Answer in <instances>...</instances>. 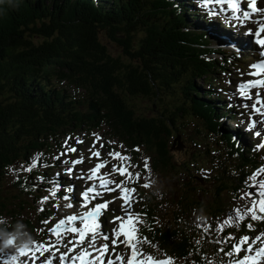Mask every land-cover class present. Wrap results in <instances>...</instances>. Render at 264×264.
<instances>
[{
  "label": "trees",
  "instance_id": "obj_1",
  "mask_svg": "<svg viewBox=\"0 0 264 264\" xmlns=\"http://www.w3.org/2000/svg\"><path fill=\"white\" fill-rule=\"evenodd\" d=\"M183 3L180 0L177 7V0H0V215L11 212L9 198L18 199L24 192H5L8 168L44 147L48 137L100 122L114 128V135L127 146L143 147L157 172L199 178L189 172L202 163L201 153L190 152L179 160L172 151L177 134L183 133L181 119L194 120L199 133L205 130L212 141L220 136L233 162L216 176L214 190L198 184L175 201L170 226L156 223L159 196H144L152 237L172 256L190 252L187 217L198 205L197 193L209 196L207 212L221 213L225 194L246 182L259 153L236 143L238 129L221 124L231 108L214 89L196 84L213 78L220 62L217 56L208 57L221 42L210 40L197 23H189ZM102 36L120 49V56L110 53ZM68 82L84 88L87 95H72L62 85ZM142 97L152 100L151 114L137 112L130 104ZM208 142L203 140L206 154ZM13 185L18 189L19 181Z\"/></svg>",
  "mask_w": 264,
  "mask_h": 264
},
{
  "label": "snow or ice",
  "instance_id": "obj_2",
  "mask_svg": "<svg viewBox=\"0 0 264 264\" xmlns=\"http://www.w3.org/2000/svg\"><path fill=\"white\" fill-rule=\"evenodd\" d=\"M210 0H204L205 4H208ZM216 4H226V10L231 11V16L239 21L241 24L246 21L251 20L252 15L256 13L261 14V19L257 21V26L255 29H249V33L255 36V43L264 48V8L258 7V0H214ZM246 3V9L242 8L241 5ZM264 56V52L261 53ZM252 71L249 72L250 76L257 77V79L248 80L241 83L238 88L240 95L248 100L253 99V94L250 93V89H264V59L260 60L258 63L250 65ZM255 99L251 105L252 115L264 116V99L260 91L255 92ZM248 107V105H245ZM256 121L250 120L249 128H255ZM257 136L261 133L257 132ZM97 140L99 137L96 138ZM68 141H65L67 145ZM78 144L83 143V141L78 140ZM101 148L103 145L100 146ZM260 148H264V145H258ZM75 147L66 148V153L76 152ZM92 157L99 158L101 152L99 150H90ZM108 155L113 159L119 160L120 165L113 164L112 173H118L119 176L125 177L126 180L131 181L133 179L139 180L140 173L133 174L129 171V165L123 163L128 161L129 157L122 155L118 151L109 152ZM82 159L72 160V165H77L82 163ZM107 161L98 162L94 167L89 169V174L79 177L80 179H87L89 181H98L91 186L85 188L81 193L82 207L87 210L82 214L68 215L64 218L59 219L55 224L47 229L49 233L56 237L55 243L49 242L47 245L44 243L33 242L32 246L26 250H20L21 256H29L30 258L24 264H54L57 254L58 264H124V257L120 253H116L114 259L108 255L111 252L116 251V247L119 244H124L125 247L131 250L130 256L127 258V264H173L172 258L165 257L163 259H157L150 255L145 256L138 247L141 243H150L147 238H142L138 235L139 228L137 227L139 221L138 214H134L131 209L135 202L134 193L135 188H129L125 186V180H121L119 183L111 179L106 178L110 174L98 175L100 169L104 168ZM33 163L30 167L24 169L25 171L31 172L35 167ZM144 167L147 169L148 163L144 162ZM68 173L71 174L73 169L68 168ZM261 177L260 179H257ZM248 187L255 189V191H245L240 194L241 200H247L248 205L243 209L234 208L233 215H229L219 226V230L223 231L224 226L231 225L235 221L236 223L244 221L247 217H250L252 221L264 220V166L255 170L250 176ZM109 185H114V187H109ZM144 188H148L150 185L148 183H143ZM116 192L119 191V199L122 201L121 208L124 212V216L113 217V223H118V227L113 228L112 235L103 234L101 236V217L103 211L107 210L111 201L104 200L103 202L95 203L91 208L88 205L91 201L97 199L101 195V191ZM73 189L68 188L71 192ZM51 196L56 195V189L53 188ZM49 199V196L42 197L40 203L44 204ZM65 200H69L70 197L65 195ZM67 207L71 208L73 205L68 203ZM40 211H44L41 207ZM134 216L136 217L134 219ZM79 222V226H76V222ZM45 224L49 221L45 220ZM248 229H252L253 225L251 223L247 224ZM71 233L70 239L64 243V238ZM123 236L124 239L121 240L120 237ZM102 238L106 243L101 244L97 247V239ZM110 241V244L108 243ZM232 241V236L229 234L225 237V240L220 241L222 243H227ZM9 245L14 243L13 239H9ZM59 245H62L65 251H61ZM86 245V246H85ZM254 245H258L254 248ZM249 253L254 252V255H244L242 259H237L232 262V264H258L261 259H264V232L259 233L254 238L247 235L241 236L236 240V242L231 244L230 251L226 252V255H235L241 252L245 248ZM78 250V251H77ZM224 251V249H221ZM46 253L50 255L46 259ZM96 253V255H93ZM14 259H16L14 257Z\"/></svg>",
  "mask_w": 264,
  "mask_h": 264
},
{
  "label": "rangeland",
  "instance_id": "obj_3",
  "mask_svg": "<svg viewBox=\"0 0 264 264\" xmlns=\"http://www.w3.org/2000/svg\"><path fill=\"white\" fill-rule=\"evenodd\" d=\"M187 15H188L189 23H194L195 21H197L195 18H192L191 15H189V14H187ZM217 25L218 26H216V27H219L221 29V26L219 24H217ZM220 31H221L220 33L224 34V36L227 37V34L229 33V32H226L227 30H220ZM240 32H241V34L238 37H236L234 35V38L238 40L239 46L241 47V50H246L247 47L250 48V43H253L254 39H253V36L250 34H245L244 38L241 37V35L244 34V29H241ZM102 40L106 43V46H107L108 50L110 51V53H112L114 56H120L121 55L120 49H118L117 46H114V43L111 42L110 40H108L106 36H102ZM231 46L228 48L230 49ZM255 48H257V46H255ZM256 50H258V49H256ZM234 51H237V50H234ZM251 53H252V50H250V55H251ZM255 53H258V51H256ZM250 55L241 58L239 61L235 60L233 65L228 70H226L225 72H222V73H220V75H218L219 80H220V84H221L220 88H217V86H214L215 85L214 80H212L210 85H206V83H207L206 81L203 82L202 79H198V80H196V84L197 85L201 84L204 89L214 86L215 92L222 90L221 91L223 94L222 97L226 101L233 103L232 100H234L237 97L235 85L240 83L239 82V79L241 78L240 77V71H244V70H247L250 68L249 67ZM246 78L247 77H244L242 79V81ZM202 86H200V89L204 90L202 88ZM70 89L72 90L71 86H70ZM231 89H235V93H231ZM76 90L80 93L84 92L83 88L76 87ZM130 104L133 106V108L137 112H140V111L146 112L151 107L152 100L149 98H146V97L134 98L133 100L130 101ZM236 106L237 105H235L233 112H234V117L238 118V120L236 121L235 119H233L232 115H226L221 121V124H224L226 126V128L231 129V130H235V128L238 124V121H240L241 119H246V120L250 119V116H248V115L252 114V110H250L249 113H247L245 116H242L240 114V111H239L241 105H239L237 107ZM148 114H151V110L148 111ZM181 121L183 122V124H182L183 133H179V141L182 144V147L178 148L177 141L175 142V145L173 147L174 149L172 150L174 152V157L179 159V160H183L188 156V153H190V152L193 153L195 151H199L201 154H204L206 147L203 145V140L212 141L210 139V137L208 136V134L205 132V130H202V132L199 133L197 130V127H195V125H194V120L187 121L185 119H181ZM245 126H247V121H245L244 126H241L239 128L240 132L243 131L242 128H245ZM198 128H200V127H198ZM114 133H115L114 128H110L109 132L108 131L105 132L103 130V128L91 130L87 126H84L82 128L78 127V128L72 129V131L66 132V135H64L62 138V140H63L62 144L65 143V141L67 139L66 137L68 135L71 136V142L68 143V145H70V146H72L76 143L75 141L77 138H83L85 140V143H84V145L79 146V150H84L85 148L89 147V142L91 141L92 135L94 134V135H96V138L99 137V139L97 140L98 141V148H100L101 151L105 154V157H109V155H108L109 152L107 151V149H105V147H107V146H109V147L111 146L116 151H119L120 153H122V155H126V154H124L125 153L124 151L126 148L125 145L123 144V142L121 140H119L113 136ZM184 134H185V136H184ZM202 135L204 136V138H202ZM243 136H244V134H243ZM253 136H254V134L250 133L248 136V139L252 138ZM184 137H186V138H184ZM240 142L245 143L244 139H242ZM101 145H103L102 148L100 147ZM51 148H52L51 150L54 151V148H55L54 142H52ZM61 148H63L62 149L63 154L66 153L67 147H64L63 145H61ZM61 148H58V150H57L58 155L60 154L59 151ZM209 149H210L209 151L213 154L214 149L210 144H209ZM126 156H128V155H126ZM203 156H206V159L204 158L202 160V163H200V164H203V166H204L203 173L201 175L199 173H193L194 176H197L199 178L187 177L185 175L179 176L178 178H174V176H171L170 178H168L166 176L165 178H163L162 175H154L150 170L149 160L148 159L144 160L143 157H141L139 159V162H131V159L129 158L128 161H124L123 163L129 165V171H131L133 174L140 173L141 178L144 181H146V180L151 181L153 186H156V188L161 189L164 192H168L169 190H172L174 188L175 191L173 192V195H174V200H175L176 198L179 197L180 193L182 192V189H180L181 183L185 186L184 191H187V192H191V189L195 188L196 185H198V184L200 186H202L203 190H214V179H216V176L218 173L223 174L224 169H223L222 164L220 162L216 161L212 155L209 156L208 154H204ZM30 159H31L30 163L17 162L15 165H13V167L10 168L9 173L7 175V182H6V187H5L8 192L14 193V190L12 188V186H13L12 181L14 178H17V174L18 175L29 174L30 172L25 171L24 169L30 167L33 163H35V165H36L33 169H36V168H40V164L38 165V163L49 162L55 158H54V156H52L50 154V151L42 150V151H37L36 153H34V155ZM56 161H58L56 163V166H61L64 163L63 159L62 160L56 159ZM145 161H147V163H148L147 169L144 167ZM111 162H116V163H118V165L121 163L119 160L115 161L114 159H111ZM47 165L49 167L52 166L50 164H47ZM56 166L49 171V173L55 179H56V176L58 174L63 175V173H64V172L57 171L58 169ZM261 166H264V162H263V165H261ZM261 166L259 168H261ZM65 167H67V164H65ZM43 169L46 170L45 168H43ZM178 170H181V169L178 168ZM260 178L261 177H258L257 179H260ZM166 179H167V181H166ZM205 179L207 180V185H204V183L206 182ZM133 183L134 184L136 183L135 179H133ZM249 183H251V182L248 181L246 186L243 187L244 189L242 190V192H245V191H253L254 192L255 191V189H251L248 187ZM131 188H134L133 185H131ZM52 189L53 188H51V191H52ZM56 191H57V189H56ZM242 192H240V194ZM65 195H66V193H64V196ZM56 196L57 195H55L54 197L57 199ZM239 197L232 201L230 209H228L226 212H223V214L216 216V214L213 215L212 213L206 212V210H205L206 207L204 206V204H208L209 196L207 195L206 192L200 191L197 193V196H196V199H199L198 205H196V206L194 205L192 207L190 214H189V217L187 218L188 222H192L201 228L208 229V233H210V240L214 242V246L217 248L218 252H220L221 249H224V251H221L222 253L229 250V245H231L233 242H236V240H238V238L241 236L247 235L251 239V238H254L256 235H258L259 233L264 232V230H261V228L258 229L256 227V223H255L256 221H252L250 219V217H247L244 221L239 222V223H236L234 221L233 224L224 226L223 231L219 230V226L223 222V220L226 219L229 215H233L234 208L238 207V208L243 209L245 206L248 205L247 200H241ZM28 198H31V196H29ZM113 199H116V198H113ZM63 200H65V199L59 198V201H63ZM104 200H107V199H104ZM110 200H112V198H110ZM9 201L14 203L15 199L9 198ZM162 201H169V200L168 199H162ZM54 204L55 205L52 206L53 210H54V215L51 217H47L49 214L46 213L44 210L43 212H44L45 216L41 217L43 219V222L45 220L49 221L48 225H50L53 221H56L60 216H65L69 212V210L66 208V205L61 208L57 204L56 200L54 201ZM135 204H136V198H135L134 205ZM21 206H22V202L18 203L16 205L15 210H20ZM110 206L111 205H109V207ZM210 206L214 207V198L213 197L210 198ZM41 207H42L41 205L38 206V204H37V205L33 206L32 208H26L25 210H23V212L20 214V216L15 217L14 219H12V217H11L12 214H8L7 212H4L0 216V230L7 231L10 233L14 232L16 225L18 223H20V224L24 225L25 231H27L32 237L40 235L41 234V233H39L40 231L46 232L47 229H44L42 227L40 229H37V230L35 228L31 229L29 227V225L25 222V219L31 218V219H33L34 226L38 225L39 219L35 216V214H37V213L39 214L42 212V211H40ZM109 207H108V209H109ZM112 209L115 212L114 214L120 212V206L119 205H116V207H112ZM112 215H113L112 213H108V214L104 215V217L107 219V222H111L110 219H111ZM212 216H214V218H212ZM249 223H251L253 225V228L251 230L247 228V224H249ZM77 224L79 225V222H77ZM242 224L245 225L244 230L241 229ZM113 225H114V223H113ZM236 231H238L239 234H237ZM229 234H231V236H232V241L227 242V243L220 242V241L225 240V237H227ZM54 238L55 237H52L50 239H54ZM64 242H66L65 239H64ZM15 245H16V243H14L13 247H9V248L5 249L4 253L0 254L1 264H10L11 256L16 255ZM257 246L258 245H254V247H257ZM145 247H146L147 251L153 253L155 256L161 255L160 253L157 252V250L154 248V246L151 243H145ZM9 250H11L10 253H9ZM243 250H244V248L241 250L242 253H243ZM222 253H221V255H222ZM245 255H247V254H245ZM225 256H230V255L225 254ZM225 256L223 257V259L226 258ZM232 256L233 255H231L229 262L225 263V264H232V262L234 261L232 259ZM172 261L175 264H182V263L176 261L174 258H172ZM18 263H19V260H18V258H16L15 264H18ZM207 263H208V261H207ZM208 264H219L218 257L214 254L213 261L209 262ZM221 264H223V263H221Z\"/></svg>",
  "mask_w": 264,
  "mask_h": 264
},
{
  "label": "clouds",
  "instance_id": "obj_4",
  "mask_svg": "<svg viewBox=\"0 0 264 264\" xmlns=\"http://www.w3.org/2000/svg\"><path fill=\"white\" fill-rule=\"evenodd\" d=\"M13 237H15V240L17 241L15 245L17 254L20 253V250H26L27 248L31 247L34 242L32 236L27 231H25L24 225L18 223L14 232L10 233L0 230V253H4L5 249L13 246V244L9 245L8 243L9 239H13ZM14 257L17 258L16 255H12L10 264H15L16 259H14Z\"/></svg>",
  "mask_w": 264,
  "mask_h": 264
},
{
  "label": "bare ground",
  "instance_id": "obj_5",
  "mask_svg": "<svg viewBox=\"0 0 264 264\" xmlns=\"http://www.w3.org/2000/svg\"><path fill=\"white\" fill-rule=\"evenodd\" d=\"M188 8V7H187ZM238 132V131H237ZM239 133V132H238ZM234 136V135H233ZM239 143H241L240 141H237ZM241 144H245V143H241ZM251 161V160H250ZM253 161V160H252ZM171 254H173L171 251H169ZM174 255V254H173Z\"/></svg>",
  "mask_w": 264,
  "mask_h": 264
}]
</instances>
